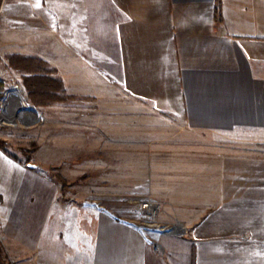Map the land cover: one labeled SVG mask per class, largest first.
I'll return each instance as SVG.
<instances>
[{"label":"crops","instance_id":"obj_1","mask_svg":"<svg viewBox=\"0 0 264 264\" xmlns=\"http://www.w3.org/2000/svg\"><path fill=\"white\" fill-rule=\"evenodd\" d=\"M9 55L42 59L73 97L35 106L51 161L111 149L114 182L195 216L153 237L138 210L62 201L63 185L0 148L7 260L264 264V0H3Z\"/></svg>","mask_w":264,"mask_h":264},{"label":"rangeland","instance_id":"obj_2","mask_svg":"<svg viewBox=\"0 0 264 264\" xmlns=\"http://www.w3.org/2000/svg\"><path fill=\"white\" fill-rule=\"evenodd\" d=\"M0 80L3 81V97L0 102V110L5 108L3 100H14L12 94L17 93L18 99L31 106L28 101L27 93L22 85V75L12 69L7 68L6 57L0 63ZM17 99V100H18ZM29 99V98H28ZM35 114L30 113L23 108L14 114L12 110L4 115L0 122V138L6 140L8 144V153L29 169L37 173L44 174L58 187L66 184V192L60 198L62 201L70 200L71 203L79 205L92 206L103 211L114 212L117 207H131L140 213L144 220L146 228L153 237L158 236L164 231H170L178 226V232H184L183 226L189 224L193 219L188 209L190 206H177L181 212L166 213V206L160 202L152 192H146L143 189V181L128 183L127 181L114 182V157L111 149H101L109 157H98L100 149L72 150V156H64L60 150V156L57 160L51 161L48 157L46 148L48 132L47 117L41 115V110L32 108ZM22 112V113H21ZM61 119V118H60ZM77 119V118H76ZM78 119H86V116H80ZM38 122L35 124V121ZM38 125V126H37ZM245 139H250V134H244ZM242 135L234 136L236 140H243ZM42 141L41 151H35ZM114 151V150H113ZM28 157L34 164L40 167H29ZM52 174L62 176V180L54 179ZM150 202L157 207V213L151 215L143 209V203ZM191 210V209H190ZM4 249V248H3ZM6 255V250L4 249ZM9 264H12L7 260Z\"/></svg>","mask_w":264,"mask_h":264},{"label":"trees","instance_id":"obj_3","mask_svg":"<svg viewBox=\"0 0 264 264\" xmlns=\"http://www.w3.org/2000/svg\"><path fill=\"white\" fill-rule=\"evenodd\" d=\"M3 0H0V7ZM218 19H222L220 7H216ZM0 61H2L0 57ZM8 67L21 72L22 85L25 88L30 102L35 106H49L67 102L73 97L66 93L63 82L60 77L56 76L52 70L46 66V62L36 57H26L21 55H9L7 57ZM3 81L0 80V102L3 97ZM0 148L8 152V144L6 140L0 138ZM39 150V146L35 147V151ZM15 157V156H14ZM28 162L31 157H28ZM59 181L62 180L61 175H57ZM66 188V184H63ZM1 233V227H0ZM0 264H9L7 262L4 249L0 246Z\"/></svg>","mask_w":264,"mask_h":264},{"label":"water","instance_id":"obj_4","mask_svg":"<svg viewBox=\"0 0 264 264\" xmlns=\"http://www.w3.org/2000/svg\"><path fill=\"white\" fill-rule=\"evenodd\" d=\"M12 96L15 97L16 99H14V100H12V99L11 100H3V103H4L5 108L3 110H0V122L3 121L4 115L5 114H8V112L10 110H12V112L14 114H16L19 111V109H21V106L19 105V104H21V101L18 99V94L17 93H14V94H12ZM27 100L29 101L28 98H27ZM31 106H32V108H35V105L31 104ZM28 166L29 167H33V168L40 167V165L34 164L32 162H29L28 163ZM177 231H178V226L172 228L168 232L171 233V234H176Z\"/></svg>","mask_w":264,"mask_h":264},{"label":"built area","instance_id":"obj_5","mask_svg":"<svg viewBox=\"0 0 264 264\" xmlns=\"http://www.w3.org/2000/svg\"><path fill=\"white\" fill-rule=\"evenodd\" d=\"M142 206L143 209L151 215H155L157 213V207L150 202H145Z\"/></svg>","mask_w":264,"mask_h":264},{"label":"bare ground","instance_id":"obj_6","mask_svg":"<svg viewBox=\"0 0 264 264\" xmlns=\"http://www.w3.org/2000/svg\"><path fill=\"white\" fill-rule=\"evenodd\" d=\"M21 106V108H23L24 110H27V111H31V112H35L32 108H30V106H28L27 104L25 103H22L19 104ZM22 113V112H21Z\"/></svg>","mask_w":264,"mask_h":264}]
</instances>
